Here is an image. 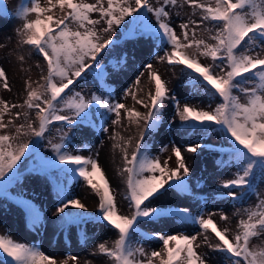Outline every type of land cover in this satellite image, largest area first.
Here are the masks:
<instances>
[{"label": "snow or ice", "instance_id": "1", "mask_svg": "<svg viewBox=\"0 0 264 264\" xmlns=\"http://www.w3.org/2000/svg\"><path fill=\"white\" fill-rule=\"evenodd\" d=\"M44 2L47 7L41 6L39 0H30L16 12L22 21V27L17 29L19 43L42 56L46 62V74L41 69L43 83H37L35 88L31 82L26 84L27 97L23 104L9 105L0 101L3 105L0 107V132H3L0 134V189L7 188L17 178L23 159L32 148H38L35 142L45 138L50 131L49 126L91 125L90 113L95 107L114 114L111 121L114 125L120 124L122 118L137 125L143 121L145 130L151 132L163 120L165 102L172 101L182 128L206 134L218 126L227 136L237 167L234 178L221 184L228 190L227 196L236 200L246 191L254 190L252 179L257 170L264 176V0H155V5L153 0ZM185 4L192 13L187 22L178 25V34L168 9L183 8ZM57 7L61 11L65 8L70 11L54 18L52 13ZM0 13L7 14L2 3ZM92 13H98L99 18H91ZM33 14L35 19H29ZM149 14L155 18V28L141 31L139 35L158 38L161 44L169 47L170 51L159 57V61L169 66H183L182 70L188 74L193 88L202 89L205 94L216 98L214 107L211 103L207 109L187 103L181 105L177 97L170 94L167 82L152 64L145 65L150 80L154 82V91L148 93V102L137 99L131 89L125 93V96L131 95L136 104L148 109L146 114L129 108L125 103L112 104L95 93L86 98L75 90V83L90 71L97 79H105L100 58L101 53L115 44L111 32L124 25L129 17L133 23H142ZM196 16L199 21L192 18ZM198 28L202 29L199 35ZM201 57L210 63H201ZM19 59L24 58L21 56ZM37 68H40L39 64ZM0 80L3 87L9 89L2 67ZM139 83L137 78L135 84ZM12 108L24 110L14 114L15 118L23 116L22 123L16 124L14 120L4 122V116ZM33 113L35 119L32 118ZM9 126L14 129V134L8 131ZM56 130L62 131L60 128ZM102 131L107 132L108 129L105 127ZM66 139L67 133H63L59 143L48 140L53 156L45 163L44 170L56 169L60 173H71L73 178H82L99 198L98 213L94 218L115 230L117 236L111 247L101 243L97 248V254L107 258L110 264H155L156 261L159 264H209L207 253L197 251L201 247L223 253L227 264H264V246L250 247L252 238L264 234V199L237 213L240 218L235 231L227 226L221 228L213 220L212 217L218 215L221 221L228 222L230 218L224 213L193 215L187 207L172 208L160 204L159 201L173 189L181 194H190L191 169L181 147L176 144L171 145L174 167L169 166L172 156L163 161L159 156H152L144 147L142 132L130 157L127 146L131 140L112 137L116 141L113 149L119 148L122 153L120 175L125 177L124 199L130 212L121 214L98 160L78 154L76 150H67ZM204 147L197 142L184 151L196 154ZM167 151V146L161 148V152ZM233 189L241 191L238 193ZM58 200L55 215L62 226L93 219L68 211L75 209L86 213L87 207L67 191L61 189ZM22 203L33 226L40 224L39 211L30 202ZM165 217L195 224L198 231L191 235H165L156 230L147 235L148 239L161 242L160 251L148 252L133 244L141 221L151 223ZM0 257H3L0 264H68V259L57 261L34 245L14 240L10 234L0 235ZM69 259L76 261L77 257Z\"/></svg>", "mask_w": 264, "mask_h": 264}, {"label": "rangeland", "instance_id": "2", "mask_svg": "<svg viewBox=\"0 0 264 264\" xmlns=\"http://www.w3.org/2000/svg\"><path fill=\"white\" fill-rule=\"evenodd\" d=\"M41 6L48 5L44 0H39ZM88 3H95V0H86ZM7 14L0 13V67H2L8 78L9 89L3 87L0 80V101L11 104H23L27 97L26 84L32 83L33 88L37 83H43L41 79V69L45 70L46 62L42 56L30 51L28 46L19 43L20 37L17 29L22 27V21L17 17V10L28 5L30 0H0ZM155 5V0H153ZM171 15V23L180 33L178 25L187 22L191 16L192 9L185 4L183 8L168 9ZM69 9L63 11L59 7L53 10L54 18L62 17ZM179 12V15H177ZM91 18L98 19V13H92ZM199 21V17H192ZM35 19V15L29 16ZM129 17L124 25L115 28L111 32V37L115 44L101 53L100 65L104 67L106 77L104 80L96 78L95 73L90 71L73 86L86 98L92 94L102 95L110 103H125L129 108L142 113H147L148 109L136 104L131 95L125 96L127 90L131 89L137 99L148 102V93L154 91V82L150 80L147 64H152L162 79L167 82L170 94L177 97L181 105L199 106L207 109L211 103L214 107L217 103L215 97H211L202 89H196L189 83L188 74L182 70L183 66H169L166 62H160L159 57L165 56L170 48L161 44L158 38L149 35L141 37V31L155 28L156 21L151 14L142 23L131 22ZM198 35L202 29H196ZM206 38V34H205ZM212 43V41H209ZM23 57L20 60L19 57ZM201 63H210L209 60L200 58ZM40 68H37V65ZM139 78L140 83L135 81ZM109 93L111 95H109ZM243 100V97H241ZM3 107V105H0ZM23 109L12 108L9 114L4 116V122L14 120L16 124L23 122V116L15 118L14 114L22 112ZM123 116V110H122ZM92 124L84 125H64L54 124L49 126L50 131L45 134V138L36 141L38 148H32L23 159L16 179L7 188L0 189V235L10 234L11 237L21 243L34 245L40 248L45 254L55 258L57 261L68 259V264H110V261L97 254L98 245L106 243L111 247L117 238L115 230L111 229L104 222L95 219L98 213L99 198L87 186L86 182L79 177H72V174L60 173L56 169L44 170V165L53 154L49 147L48 140L59 143L63 133H67L64 141L67 150H76L78 154L96 158L108 179L112 192L115 195L117 210L121 214H130L128 202L124 199L126 194L125 177L121 176L123 183L122 193L116 191L110 180V175L105 171V162L115 161L116 171L120 173L123 167L122 153L119 148L113 149L112 145L116 141L113 136L123 137L124 140H131L127 146L129 157L139 141L141 133L144 134V147L148 149L152 156H159L161 161L166 152H161L163 146L171 151V145L176 144L181 147L186 162L191 169L190 194H181L174 189L165 195L160 204L172 208L187 207L193 215L199 213H230L229 221H221L219 216H213L219 227H229L235 231L239 220L238 212L246 208L255 206L260 199H264V176L257 170L252 179L254 190L246 191L240 198L233 200L227 196V189L221 184L234 178L237 170L236 162L232 158L230 142L223 131L214 126V131L201 134L195 130H186L180 125L178 117L175 116L174 104L172 101L165 102L163 120L161 124L151 132L145 130L143 121L131 124L127 119L122 118L120 124H112L110 119H114V114L98 110L93 107L90 113ZM32 118L35 119L34 113ZM171 122V124H170ZM108 131H102V128ZM57 128L62 131L57 132ZM9 132L14 134V129L9 126ZM3 134V132H0ZM21 139H26L21 137ZM179 140V141H178ZM200 143L205 147L196 154L184 151L187 146ZM121 144L124 141H120ZM34 153H37L34 155ZM98 154V155H97ZM111 156V157H110ZM64 167V166H61ZM63 189L74 198L84 200L89 196L85 193L92 192L95 206L84 213L82 210L69 209L73 215H84L93 219L76 221L70 225H61L59 218L55 215V208L59 203L58 192ZM240 192V189H233ZM22 202H30L41 214V223L33 226L30 216L23 207ZM161 230L165 235L196 234L198 226L192 223H181L171 217H165L154 222L141 221L138 231L133 237V244L142 246L146 251L161 250V242L156 239H148L147 235ZM111 232L113 239H109L103 233ZM209 235H212L209 233ZM231 235V232L229 233ZM199 241V238H198ZM264 246V234L254 237L250 241V247L257 248ZM198 252H206L209 264H227V258L223 253L213 252L205 247L197 249ZM77 257L72 261L69 257ZM3 257H0V261ZM155 264H159L156 261Z\"/></svg>", "mask_w": 264, "mask_h": 264}, {"label": "bare ground", "instance_id": "3", "mask_svg": "<svg viewBox=\"0 0 264 264\" xmlns=\"http://www.w3.org/2000/svg\"><path fill=\"white\" fill-rule=\"evenodd\" d=\"M153 63H154V61L152 62V64ZM128 107H129V105H128ZM110 121H112V119H110ZM169 156H172V152L171 151H167L165 153L164 157H162V161L165 160V159H168ZM169 166H171V167L175 166V157L174 156H172V159L169 161ZM116 168L117 167H116L115 161H109V159H108V161L105 162L104 169L107 172V174L110 175L111 183L113 184V186H114L116 191L118 190L120 193H122L123 183H122V180H121L120 173H118L116 171ZM124 185H125V182H124ZM85 195L89 196V197L85 198L84 200H82V203H84L86 205L87 211H89V210H91V208H93L95 206L94 200L92 199L93 198L92 192H90L88 194L86 192ZM227 216L230 217L231 214L227 213ZM103 234L108 236L109 239H113L114 234H112L111 232H106V233H103Z\"/></svg>", "mask_w": 264, "mask_h": 264}]
</instances>
